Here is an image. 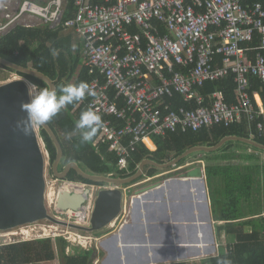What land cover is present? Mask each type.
Returning <instances> with one entry per match:
<instances>
[{
  "label": "built area",
  "instance_id": "1",
  "mask_svg": "<svg viewBox=\"0 0 264 264\" xmlns=\"http://www.w3.org/2000/svg\"><path fill=\"white\" fill-rule=\"evenodd\" d=\"M66 3V0H3L0 39L19 25L63 26L82 39L86 65L94 74L90 86L96 93L87 97V109L101 116L98 142L109 144L119 166L127 168L138 146L149 147L147 140L154 135L199 131L216 124L230 126L244 116L258 132L264 130V106L260 107L250 95L252 78L264 81L263 3L75 0L74 16L64 20ZM256 36L259 44L252 45ZM0 71L9 70L0 67ZM14 73L17 72L12 71L7 78L0 76V84L22 78ZM230 75L236 84L233 102L226 101L222 91L209 95L208 100L201 93L200 88L207 82ZM111 88L115 89L116 98L123 99L122 106L111 99ZM176 94L190 105L175 106L167 100ZM65 182L80 185L83 190L92 187L85 208L87 216L82 219L87 221L96 185ZM56 212L58 218L63 214L69 219L70 214L82 218L72 211ZM55 226L41 220L0 230L3 238L0 245L64 237L70 243L86 247L82 239L90 243L99 240L86 234L72 235L69 231L59 233L53 230Z\"/></svg>",
  "mask_w": 264,
  "mask_h": 264
},
{
  "label": "trees",
  "instance_id": "2",
  "mask_svg": "<svg viewBox=\"0 0 264 264\" xmlns=\"http://www.w3.org/2000/svg\"><path fill=\"white\" fill-rule=\"evenodd\" d=\"M66 1L64 20L74 16L76 11L75 0ZM254 2L264 4V0H243L245 5ZM62 30L63 26L56 29L16 26L0 39V56L19 65L32 67L46 73L55 80L57 86L67 83L78 84L81 81L90 84L94 74L85 64L77 72L80 61L77 60L78 58H74L69 37L64 38L61 34ZM258 44L259 40L256 36L252 45ZM52 48L58 50V56H51ZM0 67L17 72L2 64ZM17 73L29 79L40 89L49 88L48 84L40 78L22 72ZM235 88L234 76L230 75L220 81H209L200 89L206 96L216 91H222L226 101L233 102ZM257 92L264 103V81L252 78L250 95L255 103H257L255 98ZM114 93L112 92V95H115ZM173 101L179 105H189L179 96H176ZM85 110H87V106L84 101L70 104L48 123L62 143L64 150L62 164L65 165L75 160L85 171L92 174L123 178L135 173L138 164L145 158L165 163L192 146H211L227 135L243 137L254 135L257 141L264 144V130L258 132L244 116L240 121L230 126L216 124L204 127L199 131L170 132L165 136L154 135L156 150L152 151L145 144H140L133 154L130 169L124 170L119 167L116 154L109 150V144L98 142L99 130L92 141L86 144L80 143V131L75 128V123ZM39 130L53 164L57 154L56 146L43 127H40ZM69 135L72 137L71 139L66 138ZM147 142L154 147L150 140ZM243 145L254 151L252 153L238 151L237 147ZM263 154L264 150L240 141H229L219 150L205 153L212 213L216 221H224L223 224L216 226L217 237L221 242L226 240V250L223 249L218 256L213 257L211 264H218L220 260H228L230 264H264ZM186 160L187 157L182 159L181 163ZM147 169L150 175L159 171L158 168L149 165ZM143 178L144 176L137 181ZM66 180L105 185V182L81 177L75 169H71ZM247 227L251 230L247 231ZM96 256L95 247L89 249L76 247L64 237L56 239L49 237L0 245V264H41L44 261L55 260L57 257L61 258L62 264H93Z\"/></svg>",
  "mask_w": 264,
  "mask_h": 264
},
{
  "label": "water",
  "instance_id": "3",
  "mask_svg": "<svg viewBox=\"0 0 264 264\" xmlns=\"http://www.w3.org/2000/svg\"><path fill=\"white\" fill-rule=\"evenodd\" d=\"M0 64L17 72L40 78L48 84L49 88L57 87L55 80L42 71L19 65L1 56ZM27 82L30 81L24 78H17L0 84L1 231L48 219L55 224L87 233L101 232L120 217L126 195L124 186L141 178L147 165L165 169L174 166L193 153L217 151L229 141L244 142L264 150V144L257 141L254 137L227 135L211 146H192L165 163L145 158L140 162L135 173L123 178L105 174H92L85 171L75 160L65 165L62 164L63 146L49 123L44 126L32 127L27 135L16 127V122L26 116V113L21 110V102L28 101L32 95L31 85L34 83L31 82L30 85ZM40 127H43L48 132L56 146L57 154L52 164V171L57 180H66L71 169H75L85 179L105 182L111 185V187H102L96 192L87 225L62 220L48 211L46 205L47 183L45 170L49 152L46 149L44 139L40 136ZM91 188L88 187L85 190L78 191L77 189L60 187L55 200L56 210L63 213L69 211L81 213L83 218H86L85 206L88 203ZM154 188H157L156 183L146 185L134 191L133 195L126 196L127 198L129 197L131 205H134L135 201H137L140 206L142 199L147 197ZM114 238L117 243L120 242V234H115Z\"/></svg>",
  "mask_w": 264,
  "mask_h": 264
},
{
  "label": "crops",
  "instance_id": "4",
  "mask_svg": "<svg viewBox=\"0 0 264 264\" xmlns=\"http://www.w3.org/2000/svg\"><path fill=\"white\" fill-rule=\"evenodd\" d=\"M39 27L56 29L59 26ZM61 34L64 38L69 37L73 56L80 61L78 72L83 64L86 65L82 39L65 27ZM112 92H115V95H112ZM201 93L203 94L202 91ZM109 94L120 106L124 104L123 99L116 98L115 89L111 88ZM176 96L179 95L176 94L167 100L175 106H181L173 101ZM87 97L83 100L85 103ZM206 98L208 100L209 96ZM255 98L260 107L264 106L258 92L255 93ZM150 141L154 147L149 144L148 148L156 150L153 137ZM237 150L251 153L254 151L243 146H238ZM205 153L210 152L193 153L187 156L185 162L181 163V160L174 166L158 168L159 171L153 175L148 173L147 165L142 180L124 186L126 195H133L134 191L146 185L157 184V188L149 193L150 196L142 199L140 206L135 202L134 207L133 205L129 207L125 195L120 217L109 226L105 236L98 234L102 236L99 241L105 238L102 242L103 249L100 250V256L105 258V264H211L213 257L218 256L223 249L226 250V240L221 242L217 237L216 226L223 224L224 221H216L212 213ZM132 161L133 157L127 168L119 167L128 170ZM246 230L250 231L251 228L247 227ZM115 234H120L118 245L114 238ZM55 260L44 261L41 264H56Z\"/></svg>",
  "mask_w": 264,
  "mask_h": 264
},
{
  "label": "clouds",
  "instance_id": "5",
  "mask_svg": "<svg viewBox=\"0 0 264 264\" xmlns=\"http://www.w3.org/2000/svg\"><path fill=\"white\" fill-rule=\"evenodd\" d=\"M0 3H3V0H0ZM73 51H75V45H73ZM50 54L56 57L59 52L52 48ZM27 83L31 85V81ZM34 85L31 86L34 87ZM95 94L90 84L84 81L78 84H60L56 88L45 87L35 95H31L28 101L21 102V110L26 113V116L16 122V127L27 135L32 127L46 125L68 105L83 101L86 96H95ZM101 126V116L97 112L92 109L83 111L75 123V128L80 131V143L86 144L92 141ZM66 138L72 137L69 135ZM218 264H230V261L220 260Z\"/></svg>",
  "mask_w": 264,
  "mask_h": 264
},
{
  "label": "rangeland",
  "instance_id": "6",
  "mask_svg": "<svg viewBox=\"0 0 264 264\" xmlns=\"http://www.w3.org/2000/svg\"><path fill=\"white\" fill-rule=\"evenodd\" d=\"M11 73H12V71H0V76L8 77V76L11 75ZM14 74H15V76L25 78L24 76H21L20 74H17V73H14ZM25 79H27V78H25ZM27 80H29V79H27ZM35 87H36V90L32 89V95H35L39 90H41L40 88H38L37 85ZM244 147H246V146H244ZM45 177H46V183H47L46 205H47L49 213L54 215V216H56L58 218L59 214L56 212L57 210H56V206H55V200H56V197H57L58 189L60 187H62V184L64 183L65 180H57L56 177L53 175L52 163H51L49 157L47 158ZM156 180L159 181V179H156ZM102 187H111V185L108 184V183H105V185H102L101 187L96 185L95 186L96 191H98ZM127 202L129 203V207H130L131 202H130L129 197H128V201ZM87 206H88V203H87V205L85 207L87 208ZM70 215H71V219H69L67 217V215H65V214L61 215L62 218H60V219L68 221V222H74V223H77V224H83V225H87L88 224V221L84 222L83 220H81L82 218L80 219V217H76V215H74V214H70ZM78 220H80V222ZM44 222H47L48 224L53 223L52 221H50L48 219L44 220ZM53 224H55V223H53ZM55 225L56 226L53 227V230H55V231H57L59 233H64L65 231H69L72 235H75V233H80V234H83V235L86 234V235H91V236H94V237H98L99 239H100V237L105 236L106 233L109 230V227H107L106 229H104L101 232L87 233V232H83L81 230H77V229H74V228H71V227H66L64 225H59V224H55ZM98 234H102V236H100ZM2 240H3V238L0 236V241H2ZM82 240H83L82 243L84 245H86L87 249L95 247L96 250H97V256L94 259V263L93 264H96L97 261L99 262V264H105V262H104L105 258H103V256H100V250L103 249L102 242L105 240V238H103V240H101V241H99V240L95 241L94 243H90V240H88L87 242H85L86 239H82ZM71 245L76 246V247L86 248V247L80 245L78 242L71 243ZM91 245H92V247H91ZM67 250H68V248H67ZM55 261H56V264H62L61 258H59V257L56 258Z\"/></svg>",
  "mask_w": 264,
  "mask_h": 264
},
{
  "label": "bare ground",
  "instance_id": "7",
  "mask_svg": "<svg viewBox=\"0 0 264 264\" xmlns=\"http://www.w3.org/2000/svg\"><path fill=\"white\" fill-rule=\"evenodd\" d=\"M31 88L34 89V90H36V87H35V86H34V87L31 86ZM34 90H33V91H34ZM62 186H63V188H69V189H70V188H71V189L76 188L78 191L83 190V189L81 188L82 186L77 185V184H75V183H66V182H65V183L62 184ZM153 192H154V191H153ZM148 196H150V195H148ZM145 198H146V197H145ZM145 198H144V199H145ZM135 202H137V201H135ZM137 204H138V202H137ZM69 212H71V211H69ZM78 214H79L80 216H82V219H83V214H81V213H78ZM82 219H81V220H82ZM116 243H117V242H116ZM117 245H118V243H117Z\"/></svg>",
  "mask_w": 264,
  "mask_h": 264
}]
</instances>
